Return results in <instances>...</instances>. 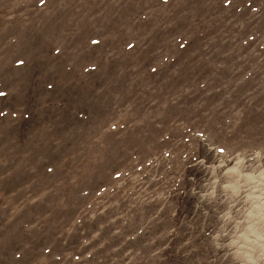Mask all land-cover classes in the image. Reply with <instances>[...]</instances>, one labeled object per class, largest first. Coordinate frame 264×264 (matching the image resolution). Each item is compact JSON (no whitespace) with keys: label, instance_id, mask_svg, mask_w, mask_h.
Wrapping results in <instances>:
<instances>
[{"label":"rangeland","instance_id":"374dc122","mask_svg":"<svg viewBox=\"0 0 264 264\" xmlns=\"http://www.w3.org/2000/svg\"><path fill=\"white\" fill-rule=\"evenodd\" d=\"M264 0H0V264H264Z\"/></svg>","mask_w":264,"mask_h":264},{"label":"clouds","instance_id":"9594fccd","mask_svg":"<svg viewBox=\"0 0 264 264\" xmlns=\"http://www.w3.org/2000/svg\"><path fill=\"white\" fill-rule=\"evenodd\" d=\"M261 152V156L264 157V149H258Z\"/></svg>","mask_w":264,"mask_h":264}]
</instances>
